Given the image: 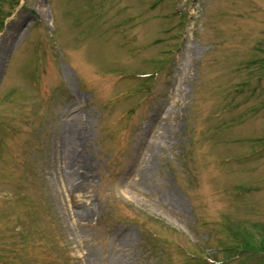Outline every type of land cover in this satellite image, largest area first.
Wrapping results in <instances>:
<instances>
[{"label":"rangeland","instance_id":"rangeland-1","mask_svg":"<svg viewBox=\"0 0 264 264\" xmlns=\"http://www.w3.org/2000/svg\"><path fill=\"white\" fill-rule=\"evenodd\" d=\"M0 264H264V0H0Z\"/></svg>","mask_w":264,"mask_h":264},{"label":"bare ground","instance_id":"bare-ground-1","mask_svg":"<svg viewBox=\"0 0 264 264\" xmlns=\"http://www.w3.org/2000/svg\"><path fill=\"white\" fill-rule=\"evenodd\" d=\"M86 134L84 133L83 134V137L85 136ZM53 174V173H52ZM51 174V175H52ZM52 177H54V175H52ZM54 183H55V186H57V184L59 183V178L56 176L55 178H54ZM55 191H57L58 192V194H62L61 192H60V190H58L57 188L55 189Z\"/></svg>","mask_w":264,"mask_h":264}]
</instances>
